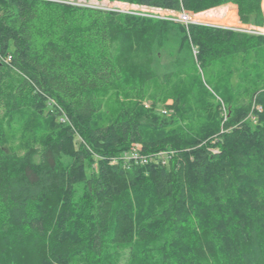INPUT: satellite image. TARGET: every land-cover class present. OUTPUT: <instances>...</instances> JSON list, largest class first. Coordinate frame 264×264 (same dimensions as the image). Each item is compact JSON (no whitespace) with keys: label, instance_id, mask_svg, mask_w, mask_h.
<instances>
[{"label":"trees","instance_id":"obj_1","mask_svg":"<svg viewBox=\"0 0 264 264\" xmlns=\"http://www.w3.org/2000/svg\"><path fill=\"white\" fill-rule=\"evenodd\" d=\"M96 1L263 24L261 0ZM257 193L264 36L0 0V264H264Z\"/></svg>","mask_w":264,"mask_h":264},{"label":"rangeland","instance_id":"obj_2","mask_svg":"<svg viewBox=\"0 0 264 264\" xmlns=\"http://www.w3.org/2000/svg\"><path fill=\"white\" fill-rule=\"evenodd\" d=\"M56 1L66 2V3H77V4L79 3L80 5H83V6L86 5V6H90V7L103 8V9H108V10H113V11L123 12V13L132 12V13L145 14L146 15V13L148 12L149 15H152V14H156L155 12H158L155 9H153V10L146 9L145 10V9L138 7V6H135V5H129V4L118 3V2L96 1V0H56ZM229 7H232V9L234 10V13H235L234 16L230 14V12H229L230 8ZM221 8H226V9L221 10ZM187 12L191 14L192 20L198 21L201 24L211 25V26L220 27V28H226V29H230V30H234V31H238V30L234 29L238 25H244L247 28L248 27L249 28L264 27V0H261V12L263 15V24L261 26H256V25L251 24V23L242 24L238 20L237 6L232 5V4H226V5L214 7V8L199 12V13H193V12H189V11H187ZM225 13H229V14H225ZM177 14H179V13H177ZM206 14H209V15H206ZM223 15H225V16H223ZM198 16H204V17L207 16V18H197ZM193 17H196V18L193 19ZM242 33H244V32H242ZM245 34L258 35V34L249 33V32H247ZM260 36H264V35H260ZM158 89L159 88H156L152 84L149 85L147 98L143 102V104L145 105L146 108H149L152 106V104L156 100L157 101L156 102L157 105H155L156 111H160L163 114V111L169 110L167 107L171 106L173 104V101L167 100L166 102H162L161 101L162 99L157 96ZM218 101L220 102V100H218ZM256 108H257V110L261 111L260 107L257 106ZM224 117H226L225 112H224ZM251 119L253 120L254 118L252 117ZM26 129H28V128H26ZM22 133H26V132H23L22 130H20V132L14 131L12 133V136L10 137V142L12 145L14 144V145L18 146L20 144V142H22L24 140L25 136ZM31 135H33V133ZM22 151H23L22 149L19 150V153H21ZM260 190H262V189H260ZM257 197L264 200V198H263L264 195L262 197L259 193H257ZM255 202L264 203L263 201H257V200H255Z\"/></svg>","mask_w":264,"mask_h":264},{"label":"built area","instance_id":"obj_3","mask_svg":"<svg viewBox=\"0 0 264 264\" xmlns=\"http://www.w3.org/2000/svg\"><path fill=\"white\" fill-rule=\"evenodd\" d=\"M70 4H77V3H70ZM77 5H80L79 3ZM86 6V5H85ZM103 9V8H100ZM143 9H147V8H143ZM108 10V9H105ZM148 10H153V9H148ZM113 11V10H111ZM158 12H155L156 14H152L149 15V13L146 15L145 14H137V13H132V12H127V13H131V14H136V15H140V16H145V17H150V18H157V19H162V20H169V21H174V22H181L183 24H201L198 21H194L192 20V16L190 13L188 12H181L179 14L177 13H173V12H169V11H161V10H157ZM201 25H206V24H201ZM234 29L244 32V33H255L258 35H264V27H258V28H247L244 25H238L236 26ZM163 114H166V111H163ZM140 145L138 144H133L130 149H131V153L132 155L127 156L128 160H138L141 163H146L147 162V158L143 155L140 154Z\"/></svg>","mask_w":264,"mask_h":264},{"label":"water","instance_id":"obj_4","mask_svg":"<svg viewBox=\"0 0 264 264\" xmlns=\"http://www.w3.org/2000/svg\"><path fill=\"white\" fill-rule=\"evenodd\" d=\"M49 1H56V0H49ZM57 2H60V1H57ZM63 3H66V2H63Z\"/></svg>","mask_w":264,"mask_h":264}]
</instances>
